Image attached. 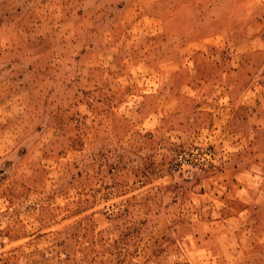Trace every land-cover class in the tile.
Segmentation results:
<instances>
[{
  "label": "rangeland",
  "instance_id": "obj_1",
  "mask_svg": "<svg viewBox=\"0 0 264 264\" xmlns=\"http://www.w3.org/2000/svg\"><path fill=\"white\" fill-rule=\"evenodd\" d=\"M0 264H264V0H0Z\"/></svg>",
  "mask_w": 264,
  "mask_h": 264
},
{
  "label": "built area",
  "instance_id": "obj_2",
  "mask_svg": "<svg viewBox=\"0 0 264 264\" xmlns=\"http://www.w3.org/2000/svg\"><path fill=\"white\" fill-rule=\"evenodd\" d=\"M180 158V157H179Z\"/></svg>",
  "mask_w": 264,
  "mask_h": 264
}]
</instances>
